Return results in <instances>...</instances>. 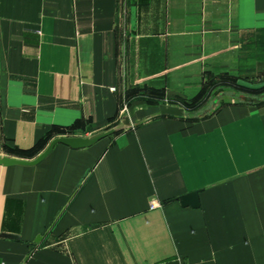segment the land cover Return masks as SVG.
<instances>
[{
	"label": "crops",
	"instance_id": "crops-1",
	"mask_svg": "<svg viewBox=\"0 0 264 264\" xmlns=\"http://www.w3.org/2000/svg\"><path fill=\"white\" fill-rule=\"evenodd\" d=\"M263 34L264 0H0L2 135L53 132L0 155L122 126L0 165V262L264 264V102L219 88L264 67Z\"/></svg>",
	"mask_w": 264,
	"mask_h": 264
},
{
	"label": "water",
	"instance_id": "water-1",
	"mask_svg": "<svg viewBox=\"0 0 264 264\" xmlns=\"http://www.w3.org/2000/svg\"><path fill=\"white\" fill-rule=\"evenodd\" d=\"M237 96L243 101L254 102L253 98L247 97L243 94H238ZM258 100L264 101V91L261 93ZM158 109L160 115L182 116L184 114V109L182 107L172 104L160 103L158 105ZM123 123L125 125H128L129 123L128 119L124 118ZM121 127L122 126L120 127L117 126V127L108 128L106 130H100L98 132L93 133L90 136H78V135L56 136L52 138L45 146V148L34 158L24 159V158H18L8 155H0V165H4V166L13 165V164L32 165L42 160L57 143H62L71 148L87 147L93 144L94 142H96L97 140L117 132L118 130L121 129ZM197 193L198 191L194 190L192 192L179 196L178 200L182 205L189 204L191 206H197L199 204Z\"/></svg>",
	"mask_w": 264,
	"mask_h": 264
},
{
	"label": "rangeland",
	"instance_id": "rangeland-1",
	"mask_svg": "<svg viewBox=\"0 0 264 264\" xmlns=\"http://www.w3.org/2000/svg\"><path fill=\"white\" fill-rule=\"evenodd\" d=\"M264 35V34H263ZM220 81V89L224 91L222 93V102L231 101V100H238V94L242 93L246 96H253L256 97L257 94L264 90V67L258 70L256 74H253L251 76L244 75L240 77H223L219 79ZM216 94H211L210 98L212 96H215ZM208 98V99H210ZM190 102V101H189ZM199 105V104H198ZM201 105V106H200ZM199 108H192L193 110H190L191 112H194L193 115L197 116L203 112L202 104H200ZM206 111V110H205ZM1 123H0V153L5 154H16V155H22L24 157H30L34 155L38 150L42 149L44 145L47 143L48 139L51 137L53 132H48L44 136V138L40 141H38L36 144H34L30 148H18L16 146H12L8 143V141L3 137L2 130H1ZM73 127L68 126L67 128H61L56 133H70L72 132ZM55 133V132H54Z\"/></svg>",
	"mask_w": 264,
	"mask_h": 264
},
{
	"label": "trees",
	"instance_id": "trees-1",
	"mask_svg": "<svg viewBox=\"0 0 264 264\" xmlns=\"http://www.w3.org/2000/svg\"><path fill=\"white\" fill-rule=\"evenodd\" d=\"M263 91H264V90H261V91L257 94L256 97H253V96H247V97L253 98V99H254V102L262 103V102H264V101H262V100H258V98L260 97V95H261V93H262ZM239 94H242V93H239ZM243 95H245V94H243ZM245 96H246V95H245Z\"/></svg>",
	"mask_w": 264,
	"mask_h": 264
},
{
	"label": "built area",
	"instance_id": "built-area-1",
	"mask_svg": "<svg viewBox=\"0 0 264 264\" xmlns=\"http://www.w3.org/2000/svg\"><path fill=\"white\" fill-rule=\"evenodd\" d=\"M0 264H4L3 262H0Z\"/></svg>",
	"mask_w": 264,
	"mask_h": 264
}]
</instances>
